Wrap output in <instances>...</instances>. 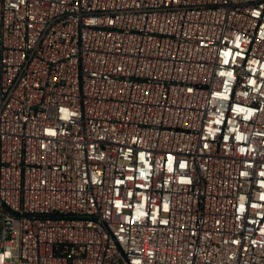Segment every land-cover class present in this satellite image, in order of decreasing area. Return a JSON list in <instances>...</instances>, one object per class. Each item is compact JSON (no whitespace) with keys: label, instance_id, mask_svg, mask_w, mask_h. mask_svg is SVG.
I'll return each instance as SVG.
<instances>
[{"label":"built area","instance_id":"1","mask_svg":"<svg viewBox=\"0 0 264 264\" xmlns=\"http://www.w3.org/2000/svg\"><path fill=\"white\" fill-rule=\"evenodd\" d=\"M0 264H264V0H0Z\"/></svg>","mask_w":264,"mask_h":264}]
</instances>
